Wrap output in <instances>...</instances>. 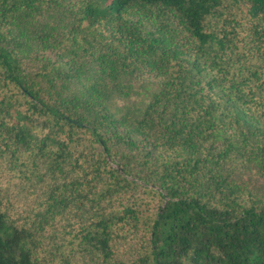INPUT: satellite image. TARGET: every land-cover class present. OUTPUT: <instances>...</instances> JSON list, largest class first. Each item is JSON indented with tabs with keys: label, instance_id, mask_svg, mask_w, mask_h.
Listing matches in <instances>:
<instances>
[{
	"label": "trees",
	"instance_id": "trees-1",
	"mask_svg": "<svg viewBox=\"0 0 264 264\" xmlns=\"http://www.w3.org/2000/svg\"><path fill=\"white\" fill-rule=\"evenodd\" d=\"M243 159L264 178V0H0V264H264Z\"/></svg>",
	"mask_w": 264,
	"mask_h": 264
},
{
	"label": "rangeland",
	"instance_id": "rangeland-1",
	"mask_svg": "<svg viewBox=\"0 0 264 264\" xmlns=\"http://www.w3.org/2000/svg\"><path fill=\"white\" fill-rule=\"evenodd\" d=\"M60 20L59 11H51L48 13L45 23L58 26L61 24ZM156 88L157 82L155 79L143 76L135 82L131 98L125 99L113 96L109 109L116 116H121L127 112L140 115ZM231 169L234 170L235 180L240 185L245 186L247 191L253 192L258 197H264V178L259 174L256 163L244 159L241 161L234 160ZM1 184L4 188H8L6 180H3ZM9 190L14 201V210L19 215H28L39 203L38 193L35 196H28L25 193L18 192L16 186H9Z\"/></svg>",
	"mask_w": 264,
	"mask_h": 264
}]
</instances>
